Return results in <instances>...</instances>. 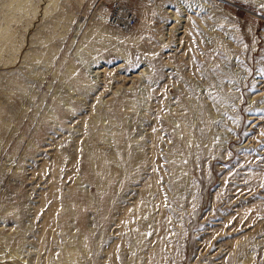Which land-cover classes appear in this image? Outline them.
Returning <instances> with one entry per match:
<instances>
[{"label": "rangeland", "instance_id": "374dc122", "mask_svg": "<svg viewBox=\"0 0 264 264\" xmlns=\"http://www.w3.org/2000/svg\"><path fill=\"white\" fill-rule=\"evenodd\" d=\"M0 264H264V0H0Z\"/></svg>", "mask_w": 264, "mask_h": 264}, {"label": "built area", "instance_id": "2783aa9c", "mask_svg": "<svg viewBox=\"0 0 264 264\" xmlns=\"http://www.w3.org/2000/svg\"><path fill=\"white\" fill-rule=\"evenodd\" d=\"M122 20L134 21V18L132 16V14L122 16L119 9L116 7L110 15V21L113 24H120L122 22Z\"/></svg>", "mask_w": 264, "mask_h": 264}]
</instances>
